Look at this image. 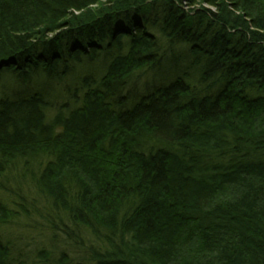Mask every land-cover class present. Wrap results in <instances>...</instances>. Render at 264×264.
Segmentation results:
<instances>
[{"label": "trees", "instance_id": "trees-1", "mask_svg": "<svg viewBox=\"0 0 264 264\" xmlns=\"http://www.w3.org/2000/svg\"><path fill=\"white\" fill-rule=\"evenodd\" d=\"M6 72L33 85L0 88V264H264V0H0ZM17 170L72 254L6 234Z\"/></svg>", "mask_w": 264, "mask_h": 264}, {"label": "rangeland", "instance_id": "rangeland-1", "mask_svg": "<svg viewBox=\"0 0 264 264\" xmlns=\"http://www.w3.org/2000/svg\"><path fill=\"white\" fill-rule=\"evenodd\" d=\"M105 56V55H101ZM95 62H86L84 67L78 70V73L81 74H98L105 63V57H101ZM110 60V59H109ZM166 73H146L138 72L133 77L132 85L129 87L130 90L135 89L136 93L142 92L146 89L147 86L154 87L157 85L163 78H165ZM63 84V85H59ZM53 83L46 84L43 86L45 92L49 95V100L53 103V100L59 102L58 105L65 103L67 100V89L66 86H70L71 80H67L64 83ZM17 85H20L16 80L15 74L12 72H6L2 75L0 79V88H7L9 91H13ZM25 84H21V87H24ZM33 84H27L26 87L32 86ZM42 85V84H41ZM52 86H54L52 88ZM63 86V87H60ZM56 90L53 91V90ZM57 93V94H56ZM29 94V93H27ZM30 96V95H29ZM22 170L14 171L13 174L8 179L6 189L8 190V202L12 203V208L19 211L20 215L18 221L9 228H5L6 234L11 238L12 242L15 244L18 251H22L25 255L33 258L38 250L43 248H50L48 244V237H50V232L56 233V242L55 245L58 246V251L68 252L72 254V251L63 249V245L66 241L65 232L68 229L65 227L67 224L66 220H61L60 216L52 214L50 210H47L48 207L44 200L36 195L34 185L30 175H26L23 178L21 174ZM26 210V212H24ZM50 213L52 216H50ZM65 224V225H64ZM56 256V254H55Z\"/></svg>", "mask_w": 264, "mask_h": 264}]
</instances>
